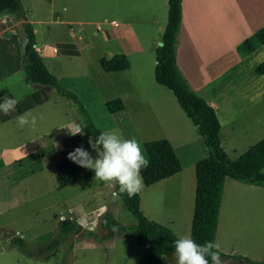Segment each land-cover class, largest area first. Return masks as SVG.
I'll return each instance as SVG.
<instances>
[{"label": "rangeland", "instance_id": "1", "mask_svg": "<svg viewBox=\"0 0 264 264\" xmlns=\"http://www.w3.org/2000/svg\"><path fill=\"white\" fill-rule=\"evenodd\" d=\"M21 1L26 12L25 17L29 16L38 27V42L41 44L51 37L56 39L59 51L66 53L61 56L64 70L70 76L81 72L84 80H87V86L78 87L83 99L78 96L86 107L89 106L88 112L102 131L115 129L124 138H135L144 153L145 141L166 138L167 135L183 138L187 133H193L194 124L191 122L188 126V122L182 117L184 114H181L182 124L186 127H181L165 110L162 109L166 115L163 112H155L161 104L154 105L153 100H145L143 95L144 89L153 97L159 96L161 89L169 91L156 81L150 66L151 61L155 60L156 46L167 24L168 0ZM3 16V11H0V18ZM112 20L122 25L131 23L140 42L146 46V54L140 53L139 57L138 53L130 55L132 65L125 71L107 72L100 63L102 57H111L123 52L113 39L123 28L111 27ZM11 23L8 19L6 24ZM99 25L102 29H98ZM124 30L126 31L125 26ZM20 31L24 40L22 26ZM3 40L0 36V61L8 54L11 56L12 52L10 42L1 43ZM211 53H204L206 61L213 58ZM263 55L264 50L242 65L233 63V67L218 83L225 85L226 91L240 92L230 82V78H235L236 84L239 79L251 80L252 75L256 73L251 64ZM231 61L235 62L233 59ZM122 79L131 82L130 85L135 90H129L125 84L127 82ZM78 83L79 81H75V84ZM19 85L23 84H13L11 87L14 94L18 93ZM47 94L50 100L46 104L25 113L36 117L35 126L28 124L21 127L17 118L8 126L0 123L1 147L9 148L29 139H32L34 144L48 143L52 138L60 140L59 145L65 147L77 140L78 136L74 134L69 142H62L64 140L58 137L61 134L52 133L57 124H65L62 131L70 126L80 130L84 118L77 104L72 99L60 95L55 88H51ZM118 96L124 97L126 108L110 112L106 102ZM176 108L177 106L173 110ZM177 109L182 111L179 104ZM254 134L248 141L242 142L244 144L241 150H246L261 134L264 136V127ZM237 140L240 142L242 138ZM175 142L179 154L186 160L187 152ZM92 145L99 148L90 137H85L80 146L95 156L96 149ZM230 153L232 159L236 158L235 153ZM40 165L39 161L21 169L26 178L18 175L20 180L16 187L12 185V175H5L4 171L0 174V201L3 203L0 204V264H137L145 256L146 248L138 244L135 235L118 233L110 239L105 236L107 231L100 226L101 217L107 211H111L124 225L137 222V218L124 206L120 196L113 195L117 193L116 184L103 182L92 174L90 178H83L75 184L61 187L57 182L56 168L49 163L39 172L26 175ZM18 167L19 162L14 160L5 170L10 173ZM195 185L194 170L185 167L184 171L171 181H159L152 186L143 185L140 191L141 208L149 218L170 226L177 236L189 235ZM63 218L76 219L80 228L64 236L55 254L51 255L41 237L55 233L59 221ZM90 231L94 234L91 235ZM14 237L24 238L35 254H26L12 242ZM216 244L219 245L217 249L224 247L228 250L227 254L233 253L230 258L219 255L221 264H249L244 258L234 255L264 261L263 186L229 178L223 193ZM47 255H51L50 258H46ZM163 264L175 262L171 260V255L166 254Z\"/></svg>", "mask_w": 264, "mask_h": 264}, {"label": "crops", "instance_id": "2", "mask_svg": "<svg viewBox=\"0 0 264 264\" xmlns=\"http://www.w3.org/2000/svg\"><path fill=\"white\" fill-rule=\"evenodd\" d=\"M182 6L183 18L179 32L177 63L188 79L191 87L216 108L221 122L222 146L225 150H227V152H229L230 155H232L230 151L235 153L234 155L237 158L252 145L264 138L263 134H261L256 142L248 145L246 150H241V146L244 144L242 142L246 140L248 141L252 134V136H254V133L258 130L260 131V129L264 127V74L255 73L252 75L251 80L239 79L237 82L240 86L234 83L236 82L235 78H230V82L234 85V87H237L240 92H234L233 90L226 91L224 88L226 86L219 84L218 80L233 67V63L237 66L242 65L244 62L246 63V61L250 60L252 57L264 50V44L246 56H242L237 50L239 43L264 26V0H183ZM64 8L67 9L66 6ZM3 13L4 16L0 18V36L4 40L1 41V43H8L9 41L12 52L11 56L8 54L4 60L0 61V83H3L0 84V92L4 91L0 94V102H2L5 98H15L18 101L14 110L9 111L6 114L7 116L3 117L4 113L0 112V123L7 124L8 126V124H12L11 122H13L14 119L24 115L27 111L32 110L37 106L46 104V102L50 100L47 93L52 87L26 81L25 73L22 68V56L25 41V38L23 40L20 34L22 21L16 20L11 14L5 11H3ZM27 18L33 22L36 33V47L49 70L57 76L61 84L69 89H73L79 96L82 97L83 94H81V90H79V88L85 85L87 86V80H84V77L80 74L81 72L71 76L68 75L67 71L63 68V61H61V56L66 55V53L59 51L56 39L51 37L44 40L40 44L38 42V27L35 25V21H32L29 16H27ZM8 19L12 21L11 24H6ZM75 22L82 23L83 21L75 20ZM123 25L125 26L126 31L124 30ZM123 25L120 23V25L117 26L119 29L123 28V31H121L119 35L114 36L113 39L117 42V47L123 50V52L120 53L126 54L130 60V64L132 65L130 55L138 53L139 57L140 53L146 52V46L140 42V39L135 33V29H133V25L131 23H124ZM7 38H9L8 41ZM204 53H211L213 58L206 61ZM231 59L235 62H232ZM263 60L264 55L252 63L251 66H253V69H255L258 63ZM156 62L155 57V60H152L151 64L149 63L150 66H152L154 75ZM131 65L128 69L131 68ZM206 70L209 72L206 73ZM207 74L208 76H206ZM122 80L127 82L124 79ZM75 81H79V83L75 84ZM13 84H23L22 86H18L19 91L16 94H14L11 89ZM125 84L128 85L129 90H135L134 87L130 85L131 82H127ZM220 87L223 88L220 89ZM158 89L160 88L158 87ZM167 89L169 91L161 89L162 91H159L160 95L154 97L147 93L146 89H144L143 95L145 100H153L154 105L161 104V107L156 109L155 112H163V109L169 115L173 116L175 122L181 127H186L185 124H182L183 118L186 122H188V126L192 122L194 127H192L193 133H187L183 138L176 137V135H167L166 138H168L173 144L182 163V170L179 173L161 181H171L172 178L183 172L185 167H189L194 170L196 181V162L206 157L209 150L198 126L190 118L187 111L180 105L173 92L169 88ZM39 90H43L46 93L47 99L41 104L26 107L21 110L19 108V103L23 102L31 94ZM118 97L123 100L124 108H126L124 97ZM178 104L182 111H178ZM175 106H177V108L174 111L173 108ZM181 114H184V116L182 115L183 118L181 117ZM63 128H65V124H57V126L52 130V133L61 134L58 137H61L60 139L64 140L62 142H69L71 139L70 137L74 134L78 136L77 140L68 143L65 147H61L59 145L61 141L57 138L48 140V143L40 142L39 144H34L33 140L29 139L26 142H20L9 148L1 147L0 145V174L4 171L5 175H12V185L16 187L18 181L20 180H18V175H23V178H26L20 170L28 167V165L30 166L39 161L41 163L36 170H33L26 175L39 172L47 163L56 168L61 152L66 149H74L75 147L80 146L85 138H82L79 132H77L78 130H76L73 126L68 127L69 129H65V131H62ZM195 128L197 129L195 130ZM1 138L2 135H0V142ZM236 138H242V140L239 142ZM175 141L181 145L179 148L187 152L186 160H184L179 154L180 151ZM14 160L19 162V167L8 173L5 168H7ZM92 174H94V171L86 177L79 178L61 187L75 184L83 178H90V176H93ZM229 178L230 177L226 179L225 185L228 183ZM192 180H194L193 176ZM143 185L146 186L144 183ZM0 204H3L2 201H0ZM218 250L228 253V250L224 247ZM169 255H171V260L175 262L174 255Z\"/></svg>", "mask_w": 264, "mask_h": 264}, {"label": "trees", "instance_id": "3", "mask_svg": "<svg viewBox=\"0 0 264 264\" xmlns=\"http://www.w3.org/2000/svg\"><path fill=\"white\" fill-rule=\"evenodd\" d=\"M182 1L168 0V20L161 38L163 44L156 46L155 79L173 92L180 105L198 126L208 147V155L197 161L195 165L196 191L190 236L200 244L206 241L215 243L226 179L230 177L246 184L264 187V138L235 159H232L222 146L221 122L216 108L191 87L177 63L179 32L183 18ZM0 11H5L16 20L22 21L23 34L27 41L26 52L22 56V68L26 81L55 88L60 95L72 99L84 118V123L80 126L82 132L79 134L82 138L90 137L95 142L96 136L102 130L96 125L78 94L61 84L57 76L47 67L37 50L34 25L25 17L26 12L22 1L0 0ZM263 44L264 26L239 43L237 50L242 56H246ZM100 63L107 72L123 71L130 66V60L124 53L102 57ZM255 72L264 74V60L255 67ZM2 92L4 91L0 94ZM46 99V93L39 90L19 103V108L22 110L36 106ZM106 107L110 112H117L124 109V102L120 97H116L108 100ZM4 116L7 115L4 113ZM71 150L73 149L61 152L57 161V182L60 186L86 177L93 172L71 161L67 155ZM144 150L149 161L148 166L141 170L146 186H151L182 170V163L168 138L145 141ZM118 188L116 184L117 193ZM118 195L124 206L137 218V222L124 225L111 211H107L100 220L101 228L107 231L105 236L111 239L118 233L135 235L138 244L146 248L145 256L137 264H163L164 256L173 254L174 241L179 236L169 226L149 218L144 213L141 208L140 192L133 196H128L127 193ZM78 228L80 224L76 219L63 218L59 221L55 233L46 234L41 239L47 245V250L51 251V255H54L62 238L74 233ZM89 233L94 234L93 231ZM12 242L26 254H35L24 238L14 237ZM215 250L225 258L232 256L217 248ZM51 255H47L46 258H50ZM234 256L244 258L249 264H264V261L253 260L247 256Z\"/></svg>", "mask_w": 264, "mask_h": 264}, {"label": "clouds", "instance_id": "4", "mask_svg": "<svg viewBox=\"0 0 264 264\" xmlns=\"http://www.w3.org/2000/svg\"><path fill=\"white\" fill-rule=\"evenodd\" d=\"M18 101L15 98H5L0 102V112L7 114L14 110ZM18 124L23 127L30 124L35 126L36 117L30 113L17 118ZM77 132H82L78 130ZM75 132V133H77ZM96 155L88 149L77 146L68 152V158L74 163L94 171V178L106 183L119 186L118 193H127L133 196L143 187L141 170L148 166V159L135 138H124L118 130L99 132L96 136ZM219 245L212 241L203 244L197 243L190 235L175 239V264H221L219 253L215 250Z\"/></svg>", "mask_w": 264, "mask_h": 264}, {"label": "built area", "instance_id": "5", "mask_svg": "<svg viewBox=\"0 0 264 264\" xmlns=\"http://www.w3.org/2000/svg\"><path fill=\"white\" fill-rule=\"evenodd\" d=\"M119 25H120V23H118V21H116V20H112V21L110 22V26H112V27H117V26H119ZM98 29H102V26L99 25V26H98Z\"/></svg>", "mask_w": 264, "mask_h": 264}, {"label": "water", "instance_id": "6", "mask_svg": "<svg viewBox=\"0 0 264 264\" xmlns=\"http://www.w3.org/2000/svg\"><path fill=\"white\" fill-rule=\"evenodd\" d=\"M26 18H27V17H26ZM26 44H27V41L25 40V41H24V48H23V53H25V52H26ZM158 44H159V45H162V44H163V42H162V41H160Z\"/></svg>", "mask_w": 264, "mask_h": 264}]
</instances>
